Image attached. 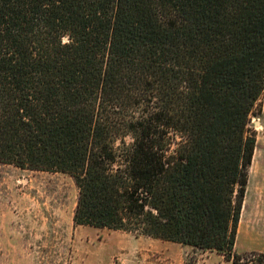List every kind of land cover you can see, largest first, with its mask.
Segmentation results:
<instances>
[{
	"label": "trees",
	"instance_id": "16d2710c",
	"mask_svg": "<svg viewBox=\"0 0 264 264\" xmlns=\"http://www.w3.org/2000/svg\"><path fill=\"white\" fill-rule=\"evenodd\" d=\"M264 0H0V164L72 178L76 226L234 249Z\"/></svg>",
	"mask_w": 264,
	"mask_h": 264
},
{
	"label": "rangeland",
	"instance_id": "374dc122",
	"mask_svg": "<svg viewBox=\"0 0 264 264\" xmlns=\"http://www.w3.org/2000/svg\"><path fill=\"white\" fill-rule=\"evenodd\" d=\"M255 136L235 251L264 252V91L251 118ZM71 177L0 164V264H230L215 250L132 233L76 226Z\"/></svg>",
	"mask_w": 264,
	"mask_h": 264
},
{
	"label": "bare ground",
	"instance_id": "6f19581e",
	"mask_svg": "<svg viewBox=\"0 0 264 264\" xmlns=\"http://www.w3.org/2000/svg\"><path fill=\"white\" fill-rule=\"evenodd\" d=\"M251 165L253 166V168H257L258 170L261 169V164L256 159H252ZM262 166H264V163L262 164Z\"/></svg>",
	"mask_w": 264,
	"mask_h": 264
},
{
	"label": "crops",
	"instance_id": "0c3cea01",
	"mask_svg": "<svg viewBox=\"0 0 264 264\" xmlns=\"http://www.w3.org/2000/svg\"><path fill=\"white\" fill-rule=\"evenodd\" d=\"M163 242V241H162ZM165 243H167V242H165Z\"/></svg>",
	"mask_w": 264,
	"mask_h": 264
}]
</instances>
